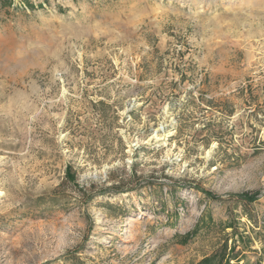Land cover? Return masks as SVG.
<instances>
[{
  "label": "rangeland",
  "instance_id": "obj_1",
  "mask_svg": "<svg viewBox=\"0 0 264 264\" xmlns=\"http://www.w3.org/2000/svg\"><path fill=\"white\" fill-rule=\"evenodd\" d=\"M29 3L0 7V264H264V0Z\"/></svg>",
  "mask_w": 264,
  "mask_h": 264
},
{
  "label": "trees",
  "instance_id": "obj_2",
  "mask_svg": "<svg viewBox=\"0 0 264 264\" xmlns=\"http://www.w3.org/2000/svg\"><path fill=\"white\" fill-rule=\"evenodd\" d=\"M13 0H0V7H5L7 5L12 4ZM23 4L27 5L28 7H32L31 4L29 3V0H20ZM255 196H253L251 199H254ZM209 260L205 259L203 261H201L199 264H206L208 263Z\"/></svg>",
  "mask_w": 264,
  "mask_h": 264
}]
</instances>
